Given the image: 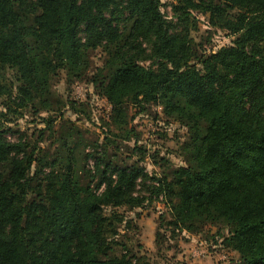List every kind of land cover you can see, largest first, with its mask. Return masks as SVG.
I'll use <instances>...</instances> for the list:
<instances>
[{
  "label": "trees",
  "instance_id": "16d2710c",
  "mask_svg": "<svg viewBox=\"0 0 264 264\" xmlns=\"http://www.w3.org/2000/svg\"><path fill=\"white\" fill-rule=\"evenodd\" d=\"M162 7L161 0H0L2 118L39 113L49 101L44 76L82 77L101 49L114 69L104 96L115 124H124L123 105L132 100L162 107L190 135L180 147L186 165L159 177L137 163L80 156L67 143L61 153H43V133L31 146L0 127V264H153L113 253L118 217L105 214L144 206L141 190L163 196L171 212L170 221L161 217L159 239L164 226L201 235L226 223L225 245L240 257L234 264H264V0H177L181 31ZM192 10L230 31L232 44L202 49L187 26ZM92 158L94 174L81 166Z\"/></svg>",
  "mask_w": 264,
  "mask_h": 264
},
{
  "label": "rangeland",
  "instance_id": "374dc122",
  "mask_svg": "<svg viewBox=\"0 0 264 264\" xmlns=\"http://www.w3.org/2000/svg\"><path fill=\"white\" fill-rule=\"evenodd\" d=\"M161 1L163 12L169 20H174L177 31H181L183 27L173 13L177 0ZM187 26L194 41L207 53L219 51L232 44L235 38L230 31L212 25L208 14L197 10L191 11ZM104 60L101 49L96 51L91 69L82 77L65 72L47 73L43 81L49 101L41 105L39 113L28 110L23 116L10 114L8 119L12 123L0 116V127L11 130L7 136L12 142L22 137L31 146L43 133L44 140L40 142L43 153H61L63 144L67 143L80 156L92 153L118 164L137 163L159 177L185 166L180 147L189 140V130L168 117L162 107L140 106L126 100L124 124L113 122L116 113L104 96V88L114 69L106 68ZM5 103L6 98L0 97V113H8ZM81 166L94 174L93 158L82 160ZM81 174L83 182L87 183L88 173L82 171ZM141 191L148 198L144 206L105 210L108 217L114 214L118 217V234L111 239L115 255H138L153 264H234L239 260V255L225 245L226 223L209 224L201 235L185 230L173 233L164 226L161 232L165 236L159 239L156 233L161 217L170 221L171 212L163 196L152 197L149 191Z\"/></svg>",
  "mask_w": 264,
  "mask_h": 264
}]
</instances>
